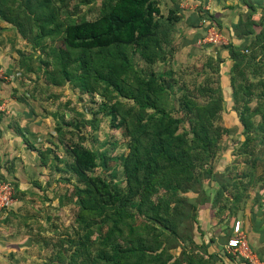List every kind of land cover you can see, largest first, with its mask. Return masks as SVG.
Listing matches in <instances>:
<instances>
[{
	"label": "trees",
	"instance_id": "16d2710c",
	"mask_svg": "<svg viewBox=\"0 0 264 264\" xmlns=\"http://www.w3.org/2000/svg\"><path fill=\"white\" fill-rule=\"evenodd\" d=\"M73 1L0 0V19L12 25L33 50L45 52L57 63L56 70L49 73L50 83L61 87L73 72L75 86L102 98L101 109L127 139V151L118 157L127 185L125 193L105 178L90 175L97 168L99 154L83 145L71 149V170L85 187L76 186L79 211L71 241L74 249L70 256L67 250H59L56 264H196L193 257L177 258L171 251L180 245V234L186 230L187 219L191 220L189 210L194 211L192 219L198 211L183 194L200 191L190 187L199 183L193 154L209 152L213 145L211 127L223 109V90L216 87L209 91L213 97L202 106L189 92L184 93L181 106L186 114L195 116L190 130L180 134L182 120L164 107L172 97L171 73L152 70L165 61L167 51L172 54L166 46L179 21L176 10L170 9L163 19L157 0H105L97 18L88 20L66 10ZM244 1L249 13L240 18L237 32L228 33V44L221 47L232 62L230 87L234 100L243 101L238 117L243 134L249 137L252 130H263L262 124L256 128L252 119L261 115L264 121V102L251 110V92L244 95L242 91L252 84L243 66L255 51L264 55L263 16L258 23L256 20L264 12V0ZM203 21L223 34L221 22L203 13L199 18L203 33L196 36V45L206 33ZM236 37L241 41L238 45ZM136 54L144 61V70L136 66L132 57ZM213 56L220 65L224 62L220 51ZM101 82L105 88L99 94ZM260 134L264 141V130ZM41 153L45 165L46 154ZM170 196L178 198L176 203L172 204ZM208 200L205 196L199 201Z\"/></svg>",
	"mask_w": 264,
	"mask_h": 264
},
{
	"label": "rangeland",
	"instance_id": "374dc122",
	"mask_svg": "<svg viewBox=\"0 0 264 264\" xmlns=\"http://www.w3.org/2000/svg\"><path fill=\"white\" fill-rule=\"evenodd\" d=\"M103 3L105 0H75L66 7V10L76 17L95 20ZM260 12L262 11L259 10ZM61 14L65 16L67 13L62 10ZM262 16L264 22L263 12L256 16L257 23ZM0 20L1 24L6 26V30H9L4 37L5 44L4 42L0 44L2 48L0 68L9 80L8 77L6 80L1 79L0 84L3 87L5 85L8 90L10 89L7 87L8 83H16L28 105L36 109L37 113L34 111V115L41 123V132L38 131L40 132L38 154L32 155V159H27L28 165L22 166L27 175L35 168L34 180L29 187L31 191L37 189V193L22 194L17 182L3 176L5 177L3 180H9L14 185L17 206L20 207L12 212L9 210L2 212L0 217L15 219L16 221H9L13 224L9 226L12 231L19 229L31 234L33 240H37L35 247L38 251L31 250L34 256H29L28 261L32 264H56V254L59 250H67V255L70 256L74 249L71 241L75 238L79 211L76 186L85 187L71 170L73 161L71 149L76 145H83L99 154L97 168L90 175L105 178L118 191L125 193L127 185L124 182L123 170L119 167L118 157L127 151V139L121 130L112 125L110 116L101 109L100 96L82 92L77 88L71 81L73 72L69 73L70 79L61 87L52 85L49 73L56 70L57 63L45 52L33 50L12 25ZM220 22V30L228 39V29L222 20ZM178 44H181L179 40ZM197 46L200 47L196 45L194 50L184 48L180 52L175 40L174 47L171 43L166 46L172 54L167 51L165 61L152 67V70L158 73L161 71L171 73L169 88L172 97L164 107L172 111L175 119L182 120L178 131L180 134L190 130L192 118L195 116L186 114L181 106L185 92H189L199 106L209 102L213 97L209 95V91L216 87L223 90L225 95L222 112L211 127L213 145L209 152L193 154L195 175H199V183L194 182L190 187L200 189L198 195L201 199L205 196L211 197V204L241 205L251 196L256 198V202L263 200L264 141L260 134V131L264 130L263 117L257 115L252 119L254 126L257 128L262 124L263 130L261 128H258L260 131L252 130L249 137L243 134L244 129L238 117V109L243 105V101L237 103L233 98V91L227 90L223 84V78L231 76L232 66L228 69L226 64L220 65L217 60L214 61L212 55H209L216 54L218 50L223 56L226 50L221 46L217 48L205 46L200 51ZM200 52L201 55L194 54ZM193 55L197 58H192ZM132 57L136 66L144 70L145 64L140 55ZM250 57L243 68L251 79L252 87L245 86L242 92L244 95L251 92L249 106L254 111L264 102V55L259 50L255 51L254 55L250 54ZM222 70L225 75H222ZM236 78L239 83L244 84L238 76ZM212 82H215L214 85ZM221 84L223 87H220ZM104 88L105 84L101 82L99 94H102ZM248 138L250 139L246 142ZM40 152L46 154L44 159L47 164L44 166L41 163ZM23 179L26 183L27 177ZM191 194L193 193L185 191L183 197H190ZM169 198L172 204L178 199L171 196ZM5 227L8 226L4 225L3 228ZM226 236L228 238V234ZM39 237L43 241H38ZM41 247L44 248L43 251Z\"/></svg>",
	"mask_w": 264,
	"mask_h": 264
},
{
	"label": "crops",
	"instance_id": "0c3cea01",
	"mask_svg": "<svg viewBox=\"0 0 264 264\" xmlns=\"http://www.w3.org/2000/svg\"><path fill=\"white\" fill-rule=\"evenodd\" d=\"M157 1H159L163 19L169 16L170 9L176 10V16L179 21L173 26L171 45L174 47V42L177 40L178 51L180 52L184 48L196 49L194 40L198 34L203 33L202 29H199L201 14L204 13L205 15L216 17L219 21L222 20V23L228 29V33L234 34L237 32L235 26L240 18L249 13V8L244 0ZM7 32L9 30H6V26L0 22V44L3 42L5 44L6 40H4V37ZM167 35L169 34L167 33ZM178 40L181 44H178ZM234 42L240 44L241 41L236 37ZM197 48L201 51L205 47L197 46ZM1 49L0 47V55ZM201 53L194 54L201 55ZM227 54L228 52L226 51L222 57L225 58L223 63L229 69L232 66V62L228 59ZM209 55L216 57L215 53ZM191 57L197 58L194 55ZM222 73V75H225L224 70H222ZM223 79L224 87L231 92L230 77H224ZM8 84L7 87L10 88L8 90H6L5 85L4 88L0 84V181L8 177L18 183V189L22 194H25V192L37 193V189H32L33 191H31V187H29L32 185V180H34L35 168L30 170L27 175L24 173L22 166L28 165L27 161L32 159V155L37 156L38 154L41 123L34 115V111L37 113L36 109L28 105L27 99L18 90L16 83ZM23 177H27L26 183ZM36 183L38 184V182ZM189 198V201L196 205L198 211L195 212L194 220L191 217L194 211L192 209L189 210L191 211V220L187 219L186 230L180 234L181 246L179 245L171 251L174 256L177 258L193 257L198 261L196 264H245L242 259L233 256L226 249L227 240L232 235V226L234 222L240 221L249 245L259 258L264 261V197L263 200L256 202V198L251 196L241 205L211 204V197H209V201L202 202L199 201L201 198L198 194H191ZM17 204L18 201L10 210L15 211V209H18L20 205L17 206ZM9 221L16 220L4 218V216L0 217V264H32V262L28 261V258L29 256H34L33 251H38L35 247L37 240H33L31 234L22 232L19 229L12 231L9 226L13 224L9 223ZM4 225L8 227L3 228ZM227 234L228 238H226ZM38 239V241H43L41 237ZM41 248L43 251L44 248Z\"/></svg>",
	"mask_w": 264,
	"mask_h": 264
},
{
	"label": "built area",
	"instance_id": "2783aa9c",
	"mask_svg": "<svg viewBox=\"0 0 264 264\" xmlns=\"http://www.w3.org/2000/svg\"><path fill=\"white\" fill-rule=\"evenodd\" d=\"M206 26V33L199 40L200 46L219 47L228 44V39L212 24L203 21ZM8 77V76H7ZM5 72L0 68V80L7 79ZM16 191L14 185L9 181H0V213L10 210L16 203ZM226 249L233 256L242 259L245 264H264L249 245L247 236L243 231L240 221L234 222L232 226V235L227 240Z\"/></svg>",
	"mask_w": 264,
	"mask_h": 264
}]
</instances>
